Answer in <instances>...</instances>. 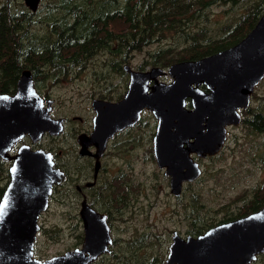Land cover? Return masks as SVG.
<instances>
[{
	"label": "rangeland",
	"instance_id": "1",
	"mask_svg": "<svg viewBox=\"0 0 264 264\" xmlns=\"http://www.w3.org/2000/svg\"><path fill=\"white\" fill-rule=\"evenodd\" d=\"M138 3L141 5L135 6ZM263 10L264 0H39L35 11L30 10L24 0H0V33L8 34L5 38L8 41L0 43V93L12 89L11 80L6 77L8 72L12 71V74L20 63H24L25 57L20 51L24 50L23 45L30 39L45 38L65 23L64 27L73 25L70 30H79L90 23L108 19L112 32L124 31L134 25L136 33L133 36L145 40L140 50L126 57L128 52L124 48L119 47V54L116 49L112 50L113 42L104 39L103 46L112 45L110 52L96 55L98 49H95L90 55L81 54L80 57L84 56L81 62L65 61L64 67L58 64L57 71L46 76L41 66L43 62H33L40 68L34 78L36 90L53 99V117H64L69 122L61 135L55 134L59 136H46L36 143L25 136L11 154L25 143L31 148L52 150L54 157L57 155L54 164L60 166V159L69 160V154H77L79 145L75 136L91 127L94 112L87 95L92 89L97 93L98 84L106 88L111 83L115 88L112 96L123 94L128 74L121 70V65L127 63L136 70L151 71L160 66L152 61L161 50L159 57L174 60L195 49L218 44L227 37L243 33ZM60 23L63 25L59 26ZM141 31L144 35H140ZM63 45L59 49L61 56L70 59L74 51L68 44ZM111 55L117 59L110 58ZM83 64L86 65L84 69L81 68ZM168 66H160V70L165 71ZM58 77L57 83L52 82ZM157 79L168 82L171 77L166 73L157 75ZM253 111L264 113V79L254 88L247 113L242 115L243 122L228 128V139L221 153L217 158L202 160L203 173L199 180L185 185L178 198L165 191L164 186L157 185L161 176L157 166L150 163L153 160L151 142H146L155 131V121L151 112H143L139 124L131 129L138 146L127 151L125 148L130 145L117 147L116 152L120 154L108 158L117 170H122L123 179L118 181V185H122L120 188H111L105 196H113L118 201L128 199L127 202L133 203L124 210L126 202L123 209L120 207L118 212L110 214L112 238L130 241L127 244L129 251L121 257L125 264H132L135 254L144 255L142 262L157 255L159 240L168 238L169 243L173 230L182 236L196 235L195 227L204 228L223 218L242 216L249 208L264 204V133L248 128L246 121ZM77 116L83 121L74 120ZM3 161L10 164L9 160L0 159V195L9 181V173H6L9 165ZM83 162L75 158L66 167L69 182L54 186L48 206L39 216L34 254L40 258L82 243L84 228L77 218L80 197L75 185L79 181L82 184V179L92 178L91 175L84 176ZM108 166L112 168L109 163ZM77 176L80 178L76 179ZM95 205L99 206V202ZM123 242H117L116 246ZM138 244L141 253L135 252L133 247ZM260 255L257 254L251 264H264V257ZM111 262L104 260L98 264Z\"/></svg>",
	"mask_w": 264,
	"mask_h": 264
},
{
	"label": "water",
	"instance_id": "2",
	"mask_svg": "<svg viewBox=\"0 0 264 264\" xmlns=\"http://www.w3.org/2000/svg\"><path fill=\"white\" fill-rule=\"evenodd\" d=\"M24 1L30 10L37 9L39 0ZM160 72L156 68L146 73L131 71L130 89L123 99L112 103L95 99L93 128L79 135L78 141L86 153L94 145L99 157L114 133L133 125L143 109L153 110L159 119L156 156L172 174V191L177 194L180 182L188 179L183 167L189 168L190 179L199 174L182 147L187 137H195L188 151L209 148L216 153L224 141L225 126L239 123L240 110L249 106L255 86L264 78V11L235 45L198 60L172 63L167 72L173 80L168 83L157 80ZM149 80L153 85L149 86ZM34 84L26 68L13 92L0 93V158L11 162L9 182L0 198V264H89L109 250L111 235L109 228H102L105 216L85 202L81 245L46 258L34 254L39 216L48 206L53 187L65 180L54 166L51 151L23 143L11 154L25 136L36 143L45 133L60 134L63 129V119L50 114L53 100L45 101ZM171 126L175 131H170ZM175 134L180 147L172 145ZM179 153V160H168ZM262 252L264 205L196 235L182 236L173 230L164 264H251Z\"/></svg>",
	"mask_w": 264,
	"mask_h": 264
},
{
	"label": "flooded vegetation",
	"instance_id": "3",
	"mask_svg": "<svg viewBox=\"0 0 264 264\" xmlns=\"http://www.w3.org/2000/svg\"><path fill=\"white\" fill-rule=\"evenodd\" d=\"M235 44H233V45H235ZM233 45H231V46H233ZM231 46H228V47H231ZM228 47H226V48H228ZM226 48H223V49H226ZM223 49H220V50H223ZM215 52H217V51H215ZM49 53H52V51H49ZM210 54H212V53H210ZM210 54H208V55H210ZM205 56H207V55H205ZM202 57H204V56H202ZM202 57L195 58V59L185 58V60L184 59H181V60H177L175 62H181V61H186V60H198V59H201ZM175 62H173V63H175ZM155 65H158V64H155ZM160 66H155V68L160 70ZM169 66H168V68H169ZM162 67L163 66H161V68ZM121 70H123V72H125V73L128 74L127 83H126L125 90H124L123 94L122 95L120 94V96H118V97L112 96L111 93L115 92V88L113 87V84H111V83L106 88H104V87H102V86H100L98 84L99 89L100 88H103V89H105V91H100L98 89L97 90V93H96V90L92 89V91L87 95V97L90 98V100H91L90 105H91V108H92V110L94 112V115H93V117L91 119V127H90V129H84V131L78 133L75 136L76 142L79 145L78 146L79 149L77 151V154L76 153L75 154H69V160L64 159V158L63 159H60L59 165L61 167H64V169H62L60 166H56L54 164L55 167L56 168H59L64 173V175H65V180H63L61 183H59V184H63L64 182H69V178H68L69 177V174L66 171V167H68V165L71 164L72 160L75 159V158H78V160H84L83 167L85 166V169H86V172H87V173L85 172L84 176L91 175L92 178H90L89 180H87L86 178L85 179H82L84 181L82 184H81V181H79L75 185V188L77 190V193H78V195L80 197V207L78 209L77 218L82 222V227L85 228V221L86 220H85V218H83V216L81 214V211H82V202L87 203L98 214H103L105 216L102 219L103 222L101 224H102V228H109V233L111 235V243L108 244L109 250L104 251L100 255L105 254V253H109L111 251V247L113 248V245L112 244L114 242H115L114 243V248L115 249H118L117 246H116V243L119 242V241H123V239L116 240V239H113L112 238V234H111L112 221L110 220V214L111 213L112 214H115L116 212H118L120 207H121V209H123L122 206L128 200V199L126 201L120 200V202L122 204L117 207L118 200L115 197H113V196H105V195H107V193L109 192V190L111 188L116 187V186H122V185H118V181H121L123 179L122 170H120V169L117 170L116 169V166L113 165V161L112 160H109L108 158L110 157V155L117 157V155L120 154L119 152H116V151H118V150H116L117 147L122 148L124 146L130 145L129 147H126L125 148V151H127L129 148H131V149L135 148V146L137 145L136 144V139L134 138V135L131 133V129L133 127H135L136 125L139 124L140 120L142 119L143 112H145V111L151 112V114L153 116V119L155 121V131L152 134L150 140L149 141H146V142L147 143L151 142L150 155H151V157H152L153 160H151L150 163H152L153 165H156L157 166L158 173L161 176V180L158 181V184L157 185L164 186V190L165 191H167L169 194H171V195L175 196L176 198H178V197H181V194L183 192V188H184L185 185H187V184L190 185L191 183H194V182H196V181L199 180L200 176L203 173L202 160H205V159H213V158H217L218 157V154L221 153L222 149L224 148L225 143L227 142V139H228V128L231 127V126H237L241 122H243L244 119H243V116L242 115L244 113H247V110H248V107H249L248 106L245 110H240V121H239V123L237 125H234V124L231 123V124L225 126L226 132H225V135H224L225 136L224 137V141H223L220 149L216 153H214V154L213 153H210V150L211 149H209V148H204L203 150H200V149L195 148L194 150L188 151L187 150L188 143L189 144L195 143L194 142L195 141V137L193 135H190V136L187 137V138H189L188 139V142H184L182 144V147H183L184 150L187 151L188 158L191 159L192 162L195 163V170L197 171V168L199 169V174L197 175L196 178L190 179L189 177L192 176V174L190 173L189 168L183 167L182 168V171L186 173V175L188 176V179H184V180H182L180 182L179 192L176 194V193H174L172 191V177H173L172 174L169 173V172H167V165H165V164L160 165V162L158 161L157 156H156V152H155V137H156V134H157V128H158V124H159V119L155 115V113L153 112V110L146 109V108L143 109L140 112L138 119L136 120V122L133 125L127 126V127L123 128L122 130L117 131L116 133H114V135L107 140V143L105 145V148H104V150L102 151V153H101V155L99 157L97 155L98 153L96 152V148H95L94 145L89 146L88 147V151L90 153H86L85 150H82V145L78 141L79 135H81L83 133L89 134L91 132L92 128H93V119H94V116L96 115V110L93 108V105H92L93 101L95 99L100 100V101H105V102H111V103L112 102L120 101L121 99L124 98L125 94L130 89L129 88V85H130V81H131V71L137 72V73H146L147 72L146 70L145 71H140V70H136L134 68H131V66L129 64H127V63L121 65ZM161 71L162 72L158 73V76L159 77H160V75H164L166 73L170 76V74L167 72V70H165V71L164 70H161ZM31 73H32V71H31ZM32 76H33V74H32ZM34 78H36V76L35 77L33 76V79ZM157 80L160 81L159 79H157ZM172 80H173V78L171 77V80L170 81H172ZM152 81L153 80H149V86L153 85V82L154 81L153 82ZM170 81H168V82H170ZM160 82H164V81H160ZM168 82H165V83H168ZM201 87L203 88L202 85H201ZM148 92H150V89H148ZM41 97L45 101L47 99H51V98L45 97V95H41ZM251 97H252V95H251ZM51 100H53V99H51ZM186 101H187V107L189 109H191L192 107L189 104V99H187ZM250 101H251V98H250ZM52 104H53V102H52ZM52 104H51V107H53ZM51 112H52V109H51ZM51 112H50V114L52 116V113ZM54 118H62L63 119V121H62L63 129H62L61 133L59 134V135H61L65 131L66 126H67V123L69 122V119H66L64 117H54ZM75 119H78L79 121H83V118L81 116L74 117V120ZM204 124H205V122H204ZM170 131H172V132L175 131L174 128H173V126H171ZM204 131H206V129ZM164 133H163V135H164ZM59 135L49 134L47 132V133H45L43 135V137H46V136H48V137L49 136H59ZM176 135L177 134L174 135V141L172 142L173 143L172 145L174 147H180L178 141H176V139H177L176 138ZM43 137L41 139H43ZM110 141L112 142V144H110ZM73 149L74 148H72V150ZM109 149H111L113 151H109ZM67 150H69V149H67ZM49 151L52 152V154H53V161L55 162V158L57 159V155H55V157H54V152L52 150H49ZM95 152H96V155L94 156L93 154ZM61 153L62 152H60L59 154H61ZM180 154L181 153L177 154L176 156H171L170 155V156H168V160H176L177 161L180 158ZM122 156L125 157L124 155H122ZM108 163L111 164L112 168H110L108 166ZM181 165L184 166V164H181ZM106 175H107V177H106ZM78 178H80V176H77L76 177V179H78ZM126 178L127 177H125V179ZM76 179L73 180V181H76ZM152 179H154V178H152ZM53 191H54V187L52 189L51 194L53 193ZM51 194H50V197H51ZM132 195L135 196L136 194L132 193ZM88 198L90 199L89 201H88ZM90 201H92V202L90 203ZM96 202H99V206H96L95 205ZM132 204H133L132 202L128 201L125 204L124 210L128 209V207H131ZM172 235H173V231H172V234H171V238H172ZM170 241H171V239H170ZM170 241H169V243H170ZM169 243H168V245H169ZM167 252H168V250H167ZM100 255H98L97 257H99ZM164 260H165V258H164ZM89 264H91V263H89Z\"/></svg>",
	"mask_w": 264,
	"mask_h": 264
},
{
	"label": "trees",
	"instance_id": "4",
	"mask_svg": "<svg viewBox=\"0 0 264 264\" xmlns=\"http://www.w3.org/2000/svg\"><path fill=\"white\" fill-rule=\"evenodd\" d=\"M143 2V0H142ZM124 4V3H123ZM141 5L140 3L135 4V6ZM118 7V6H117ZM121 7H124L121 5ZM117 10V9H116ZM123 11L122 9H120ZM264 11V10H263ZM118 12V11H117ZM155 14V11H153ZM123 13V12H122ZM260 17V16H259ZM257 17L253 24L248 27L243 33H240L239 35H232L230 37H227L226 39L217 42L218 44L214 45H208L205 48H200V49H195V51H192L188 54H182L180 57L175 58L174 60H166L165 58L162 59L160 56V53L162 54V50L160 53L156 54L154 56V61L153 64H158L163 67L170 65L171 63L181 60V59H195L199 58L205 55H208L210 53H213L215 51H218L220 49L226 48L228 46H231L235 43H237L242 37L245 36V34L255 25L257 20L259 19ZM111 21H99L93 25L88 24L85 27H81L79 30H70L73 25H69L67 27H64L66 23L63 25V23H60L59 26L63 25L60 30H52V33H50L47 39L45 38H39V39H30L27 44L23 45L24 50H20L22 54L25 57L24 63H20L21 65H18L15 69L14 72L11 74V72H8L7 74V79L10 78L11 83H12V89L10 91H5L7 93H10L14 91L16 87V83L18 80V77L21 73V71L25 68H29L32 71L33 76H38L37 73L40 70V68L37 66V64L33 63L36 60H39V62H43L41 65L44 68V75H48L51 72H56L58 69V64H60L61 67H64L65 61H69L71 63L76 62V64L80 61L81 59L84 58V56H81V54L85 55H90L91 53L95 52V49H98L96 52V55L98 53H103L106 54L110 52V47L111 46H103L104 39H108L109 41L113 42L114 48L112 50H117L120 48H124L128 52L126 57L133 51L140 50L141 46L143 45L144 37H138L133 36L135 35L133 30H136L134 25H130L128 28H126L124 31L120 32H112L111 30V25H109ZM144 31L140 32V35H144ZM7 33H0V43H3L4 41H8V39H5ZM134 37V38H133ZM45 39V40H44ZM63 44H68L69 48L74 51V54H72V57L69 59L67 58L66 60L62 58L61 53L59 49L61 47H64ZM36 50V51H35ZM49 51H52V53H49ZM79 51V52H78ZM119 54H121L118 51ZM95 55V56H96ZM39 56V59H37ZM125 57V60L128 61V59ZM159 57V58H158ZM94 58V57H93ZM110 58L117 59L113 57V55L110 56ZM53 61H57L55 64H53ZM28 62L27 66H24L22 64H25ZM113 64V62H112ZM86 65L83 64L81 65V68L84 69ZM68 74V73H67ZM61 75L62 76H65ZM60 77L56 78L54 81L57 83L60 79ZM4 93V92H2ZM248 123V128H250L252 131L256 133H264V113L260 111H253L251 115L248 117L247 121ZM8 165L6 161H3ZM8 169V166H7ZM6 169V171H7ZM7 174L9 173L8 171L6 172ZM121 186H116V188H120ZM3 192V191H2ZM1 192V193H2ZM1 196V195H0ZM122 203L118 201L117 207L120 206ZM264 204H261L259 207L263 206ZM258 205L249 208L248 211L244 214H247L251 211H254L259 208ZM241 216V215H240ZM238 216H232L229 218H223L222 220L218 222H212L209 224H206L204 228H197L195 227L193 229V232L195 234L201 233L207 228L212 227L215 224H218L223 221L231 220L234 219ZM124 242L117 247L118 249L114 248V243L113 248L111 247V251L109 253H105L97 257L91 264H98L100 261H112L111 264H125L124 261L121 260L122 255L124 252H128L129 248H127V244L130 242L128 240H123ZM160 242V251L157 255L151 256L149 259H147L145 262H142L141 260L143 259L144 255L140 252V244L137 246H133L136 250L139 251L140 255L135 254L132 259V264H164V257L167 253L168 250V238H164L162 240H159ZM261 257H264V252L261 253ZM259 256V257H260ZM258 257V259H259ZM257 259V260H258Z\"/></svg>",
	"mask_w": 264,
	"mask_h": 264
},
{
	"label": "bare ground",
	"instance_id": "5",
	"mask_svg": "<svg viewBox=\"0 0 264 264\" xmlns=\"http://www.w3.org/2000/svg\"><path fill=\"white\" fill-rule=\"evenodd\" d=\"M186 99H189V97H187Z\"/></svg>",
	"mask_w": 264,
	"mask_h": 264
}]
</instances>
